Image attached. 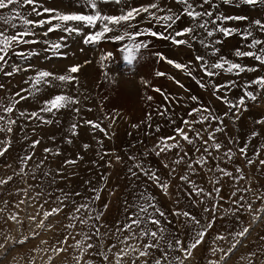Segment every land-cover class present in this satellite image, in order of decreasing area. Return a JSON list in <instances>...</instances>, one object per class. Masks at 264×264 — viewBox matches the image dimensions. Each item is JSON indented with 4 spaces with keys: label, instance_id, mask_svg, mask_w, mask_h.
<instances>
[{
    "label": "rangeland",
    "instance_id": "374dc122",
    "mask_svg": "<svg viewBox=\"0 0 264 264\" xmlns=\"http://www.w3.org/2000/svg\"><path fill=\"white\" fill-rule=\"evenodd\" d=\"M150 2L151 0H128V4L131 6L145 5ZM169 2L171 3V0ZM215 2L219 4L220 0H215ZM42 3L46 7L57 8L64 12H90V9L84 6V0H42ZM172 6L179 7L175 4ZM100 7L106 13L118 14L122 6L109 3L101 4ZM219 10L227 14L248 15L252 18L264 17V8L261 7L230 8L227 5H220ZM0 11L7 12V10ZM23 11L27 14L30 9L26 6ZM15 22L19 28L20 21ZM187 23L188 20L185 18L179 23V26L182 27ZM5 27L0 23V28ZM8 31L11 33L13 30L8 29ZM88 31L90 29L86 28L85 32ZM60 35L62 33H51L49 38L56 40ZM217 35L219 36V34ZM39 38L43 39V37ZM121 46L122 44L114 42H101L96 46L84 45L81 37L73 35L67 41V47L62 49L67 53L65 58L52 57L50 53L42 51L46 47L43 44L35 46L40 52L38 57H31L27 61L17 57L11 58L12 63L25 66L30 63L36 69L50 70L58 74L66 72L70 65H81L80 72L77 74L79 84L71 89V94L80 100V103L75 107L81 108V112L77 115L71 111L62 110L58 116V124L40 127H37L36 121L21 119L17 125L13 126L12 134L0 133V139H4L7 135L11 141L9 151L4 156H0V180H6L9 176L13 177L8 183L0 184V209H3L0 211V243L5 244L7 248V251L0 249V264H78L77 257H80L81 249L86 247L89 242L96 244L97 247L89 250L79 264H84V261L89 260L92 264H116L114 254L124 245L118 244L117 235L113 234L115 233V224L117 221L124 220L125 201L131 203L136 198V194L144 189L156 197L160 207L166 212L183 209L196 216L201 221V225H206L209 222L213 224V227L208 229L204 241L193 251L191 257L184 260V264H209L210 260L218 261V264H228L230 259L237 256L236 252L242 246H245L250 254L253 250L264 252V211H260L264 209V200L257 199L259 194H264V165L259 163L264 159V152L260 149V145L264 144V134L250 138L253 130L264 133V129L255 123L258 119H264V100L250 102L247 111H242L235 123L231 119H225L224 132L216 133L217 140L223 147L219 153L210 149L213 152V157L209 158L210 164L219 165L231 172L233 174L231 177L224 176L215 170L210 173L207 167L197 166L195 163H193V167H199L200 170L193 175L188 171L186 164L173 165L171 163L176 158L172 153L161 156L149 153L145 161L146 165L157 170L163 178L169 181L168 195H165L160 188L144 176L141 175L135 179L128 173V168L133 163L129 160V155L143 157L145 152L154 146L159 136L170 135L173 130V124L155 112L158 105L165 104L163 97L152 91L151 88H145L141 80H148L153 87H160L166 93L182 98L181 104L171 106V112L176 114L173 119L177 124L180 123L179 118L186 115V110L195 106V102L186 99L190 95L198 96L201 104L214 109L217 114L227 109L211 96L210 89L200 88L192 77L163 61L158 62L157 58L151 55L152 51H159L170 59L187 63L193 59L195 54H205L206 50L198 44L195 45L196 52H193L183 46L177 48L168 42L153 39L152 47L144 51V58L135 64L134 68L123 60L122 54L118 51ZM238 46H240L238 36L228 38L224 44L219 46L220 54L233 58L232 51ZM29 47L33 46H24L25 49ZM100 49L114 53L113 58L106 62L108 66L105 68L100 67ZM253 51L255 50L253 49ZM45 57L48 58L45 59ZM85 61H90V63L86 64ZM240 62L253 63L247 58ZM8 70H11L10 66ZM156 71L165 72L167 75L156 77ZM259 74L264 75V71ZM29 75H34V72H21L13 77H5L0 73V84L5 85V89L0 90V97L20 88L28 87L24 84V80H27ZM199 75L201 74L193 72V76L199 78ZM255 75L254 73L242 74L241 82L253 78ZM168 76H173L181 81L188 91L180 88L173 80L168 79ZM227 78L226 76L221 77V79ZM53 91L46 89L39 94V98L46 99ZM233 93H229V97L233 99L242 94L240 89H234ZM148 95L153 96V101H147ZM19 107L22 110L32 111L36 110L39 104L30 98L28 101L22 102ZM88 108H91L92 111H86ZM149 112H152L153 115L152 121L148 122L153 125L152 128L147 127V124H141L139 128L132 127L133 124H140L142 120H145L146 114ZM105 113L120 114V119L110 130L109 137L98 130L82 126L78 128L79 135L72 137L74 143L71 145L65 143L64 137L67 135L69 126L74 122H79L81 116L91 120H101ZM13 118L15 117L13 116ZM109 123L111 121H104L102 127L107 128ZM156 125L160 126L159 133L154 132ZM33 139L41 140L35 150L29 148ZM229 139L234 140L235 143L230 144ZM97 140L102 141V144L97 143ZM84 143L90 145L89 149L82 147ZM244 144L249 145L247 159H251L252 164H248L245 157L241 156L238 151V148ZM45 147L52 149L53 153L59 149L62 154L57 156L45 153L43 151ZM184 148L189 152L193 151L192 147L186 144H184ZM229 148L235 153L231 160L224 155V152ZM33 152L34 158L23 163L21 158L25 154L33 155ZM77 153L83 157L82 160L74 165L62 167L65 159H74ZM105 153L108 154L105 155ZM45 157L47 160H44ZM117 157L120 159L117 160ZM41 161L44 162L37 168L36 165ZM165 164H169L170 167L165 168ZM172 167L176 169V172L169 175ZM21 168L24 169L23 172H21ZM57 169H60L64 175H57ZM46 172L49 174L44 175ZM183 174L190 175L192 181L206 191L212 190L213 185L209 183V179L214 176L220 181L217 185L220 191L213 192L211 197L189 195L190 186L178 179ZM101 177H106V181ZM86 181L91 183H85ZM93 187H105L101 200L97 201L96 205L100 206L99 210L105 213L99 223L107 224V228L101 227L100 231L102 234L108 232V235H102L99 239L93 237L91 241H86L81 248H77V242L83 239L81 231L87 232L88 228L83 225H77L75 228L67 227L70 223L67 214L73 205L69 204L62 213L53 214L47 219H45L44 213L60 206L57 197L62 199L63 192L80 193L79 196L71 197L79 204L84 202L85 197L94 195L90 190ZM234 192L235 196H233ZM38 193L41 195L37 198ZM194 201L203 202L194 203ZM104 202L109 204L106 210L102 207ZM205 208H208L209 211H204ZM12 215L16 216L15 220L10 219ZM256 216L260 218L254 219ZM33 217L35 219H32ZM170 219L175 220L171 216ZM41 221H43V225H41ZM243 226L250 227V232L226 260H220L223 255L220 251L213 255V249L227 250L230 243L234 242L231 234ZM170 231L171 235L168 236V239L172 240L178 236L185 244L192 242L193 229L191 226L181 227L174 223ZM218 235L225 239H216ZM6 237L7 239H5ZM13 240H23L24 243L14 244ZM130 243L134 242L130 241ZM113 244H118V247L108 252V246ZM56 248L64 250L57 252ZM97 252H107L109 261H104L102 256L96 254ZM168 253L170 259L176 256L184 258L183 253L172 249H168ZM135 255L130 254L124 257L122 264H132ZM153 256L158 257L160 253L153 252ZM143 259L141 258L136 264H142ZM233 264H237L236 260H233Z\"/></svg>",
    "mask_w": 264,
    "mask_h": 264
},
{
    "label": "snow or ice",
    "instance_id": "6c2138e0",
    "mask_svg": "<svg viewBox=\"0 0 264 264\" xmlns=\"http://www.w3.org/2000/svg\"><path fill=\"white\" fill-rule=\"evenodd\" d=\"M109 3L122 6L118 14H109L101 9V4ZM172 4L179 7L174 8ZM220 5H227L230 8H240L241 6L264 8V0H220L219 4L215 0H171V3L169 0H151L150 3L140 6L129 5L128 0H84V6L90 9L88 13L64 12L57 8L46 7L42 0H0V10H7L6 13L0 11V23L6 26L0 28V73L5 77H13L21 72H34V75H29L28 79L24 80V84L28 87L20 88L0 97V133L12 134L13 126L17 125L21 119L36 121L37 127H40L58 124V116L62 110L71 111L77 115L81 112V108L75 107L80 103L79 98L71 94V89L79 84L77 74L80 72L81 65H70L66 72L58 74L50 70L36 69L30 63L25 66L11 62L12 57H17L23 61H27L31 57H38L40 52L35 47L37 45H45L46 47L42 51L50 53L52 57L65 58L67 53L62 49L67 47V41L73 35L81 37L84 45L96 46L101 42L119 43L122 46L118 48V51L122 54L123 60L134 68L135 64L144 58V51L152 47L153 39L168 42L177 48L183 46L193 52H196L195 45L198 44L206 50L205 54L197 53L187 63L170 59L159 51H152L151 55L155 56L158 62L163 61L192 77L200 88L210 89L211 96L224 105L227 110L217 114L214 109L201 104L198 96L190 95L186 99L195 102V106L187 109L186 115L181 116L179 118L180 123L177 124L176 120L173 119L176 114L171 112V106L181 104L182 98L168 94L160 87H153L148 80L142 79L141 83L145 88H151L152 91L163 97L165 104L158 105L155 112L160 117L165 118L167 122L172 123L173 130L170 135L159 136L154 146L146 151L143 157L129 155L128 158L133 163L128 168V173L130 177L135 179L141 175L144 176L160 188L165 195H168L169 181L163 178L157 170L146 165L145 161L149 153H154L156 156L172 153L176 158L171 163L173 165L186 164L188 171L193 175L200 170L199 167H193V163H195L197 166L207 167L210 173L215 170L224 176L231 177L233 175L231 172L219 167V165L210 164L209 158L213 157V152L210 149L217 153L222 149L223 145L217 140L216 133L224 132L225 119H231L235 123L239 119L240 113L247 111L250 102L264 100V75L259 74L264 71V17L252 18L248 15L227 14L219 10ZM26 6L30 9L27 14L23 11ZM185 18H187L188 23L180 27L179 23ZM15 21H20L19 28ZM86 28L90 31L85 32ZM8 29L13 31L10 33ZM56 32L62 33V35L56 40L50 39V34ZM235 36L240 38V46L233 49V58L220 54L219 46L224 44L228 38ZM39 37H43V39ZM24 46L33 47L25 49ZM100 53V67L105 68L108 66L106 62L113 58L114 53L104 49H100ZM47 58L45 57V59ZM245 58L250 59L253 63H241L240 61ZM85 63H90V61H85ZM9 66L11 70H8ZM193 72H198L201 75L197 78L193 76ZM248 73L256 75L241 82L242 74ZM166 75L165 72H155L156 77ZM222 76L228 78L221 79ZM168 79L185 89L184 84L175 77L168 76ZM4 89L5 85L0 84V90ZM46 89L54 91L48 98L40 99L39 94ZM234 89H240L242 94L233 99L229 97V93H233ZM233 95L235 94L233 93ZM30 98L36 100L39 107L32 111L22 110L19 106ZM146 99L151 102L154 98L148 95ZM86 111L91 112L92 109L88 108ZM119 119V113L115 115L105 113L101 120H91L81 116L79 122H74L69 126L67 135L64 137L65 143L73 144L72 137L79 135L78 128L82 126L98 130L109 137L111 135L110 130ZM152 119V112H149L146 114L145 120H142L140 124H133L132 127L139 128L141 124H147V127L152 128L153 125L148 123ZM104 121H111L107 128L102 127ZM255 123L264 129V119H258ZM160 131V126L156 125L154 132L159 133ZM261 134L264 133L253 130L250 138H256ZM228 142L230 144L235 143L232 139H229ZM40 143L41 140L33 139L29 148L35 150ZM97 143L102 144V141L97 140ZM184 144L191 146L193 151L189 152L185 149ZM10 147L11 141L6 135L4 139H0V156H4ZM82 147L89 149L90 145L84 143ZM248 147L249 145L244 144L238 148V151L241 156L245 157L248 164H252L253 161L247 159ZM260 149L264 152V144L260 145ZM43 151L57 156L62 154L59 149L53 153L52 149L47 147ZM107 154L105 153V155ZM224 155L231 160L235 153L229 148L224 152ZM193 157L195 159H192ZM33 158L34 152L33 155L25 154L21 159L23 163H27ZM82 159L83 157L77 153L74 159H65L62 167L74 165ZM119 159L117 157V160ZM44 160H47V157ZM43 162L38 163L36 167L39 168ZM259 163L264 165V159L260 160ZM164 167L169 168L170 165L165 164ZM23 171L24 169L21 168V172ZM237 171L240 170L237 169ZM175 172L176 169L172 167L169 175ZM48 174L47 172L44 173V175ZM57 175L63 176L64 173L57 169ZM12 179L13 177L9 176L6 180H0V184H6ZM101 179L106 181L107 178L101 177ZM178 179L190 186L189 195L195 197H211L213 192L218 193L220 191V188L217 187L220 181L214 176L209 179V183L213 185L211 191L198 187L188 174L180 175ZM85 183L90 184L91 182L86 181ZM105 187L91 188L90 190L94 195L85 197L84 202L79 204L71 197L79 196L80 193H67L61 190L63 198L57 197L60 206L46 211L44 213L45 219L53 214L62 213L69 204H72L73 207L67 214L70 221L67 227L75 228L77 225H83L88 228L87 232L81 231L83 239L77 242V248H81L86 241H91L93 237L99 239L102 235L107 236L108 232L102 234L100 231L101 227L107 228V224L99 223L105 213L99 210L100 206L96 205V202L101 200ZM40 195L38 193L37 198ZM235 195L234 192L233 196ZM221 199L223 198L221 197ZM257 199L264 200V194H259ZM195 202L202 203L203 201ZM5 203L7 204V201ZM234 203L236 202L234 201ZM102 207L106 210L109 204L104 202ZM124 211V220L116 222L115 233H113L117 235L118 244L124 245L114 254L116 264H122L123 258L130 254H136L132 264H136L141 258H144L142 264H164V262L167 264H184V260L191 257L193 251L204 241L208 229L213 227L211 222L201 225V221L196 216L183 209H174L170 213L166 212L160 207L156 197L150 194L147 189L138 192L131 203L125 201ZM204 211L207 212L209 209L205 208ZM260 211H264V209ZM170 216L174 217L175 220L170 219ZM259 218V216L254 217V219ZM10 219L15 220L16 216L12 215ZM73 221L75 223H72ZM40 223L43 225V221ZM174 223L181 227H192L193 238L191 243L185 244L178 236L172 240L168 239V236L171 235V226ZM249 232L250 227H241L240 230L231 234L234 242L230 243L228 249H213V255L220 251L223 253L220 260H226L233 250L243 242V238ZM125 233L127 235H124ZM216 239L223 240L225 237L218 235ZM130 241L134 243H130ZM13 243L23 244L24 241L13 240ZM118 244L108 246L107 251L111 252L113 248L118 247ZM96 247L97 245L94 243H87L86 247L81 249L80 257H77L78 264L89 250ZM0 249L7 251L6 245L3 243H0ZM168 249L183 253L184 258L181 259L176 256L170 259ZM63 250L61 248L55 249L57 252ZM153 252H159L160 256L154 257ZM96 254L102 256L104 261H109L107 252H97ZM84 264H92V262L90 260L84 261ZM209 264H218V261L210 260ZM248 264H252L250 259H248Z\"/></svg>",
    "mask_w": 264,
    "mask_h": 264
},
{
    "label": "crops",
    "instance_id": "0c3cea01",
    "mask_svg": "<svg viewBox=\"0 0 264 264\" xmlns=\"http://www.w3.org/2000/svg\"><path fill=\"white\" fill-rule=\"evenodd\" d=\"M255 249V248H254ZM237 256L232 258L228 261V264H233V260H236L237 264H248V259H250L252 264H264V252L261 250H253L252 254H250L246 249L245 246L239 250H237ZM252 255V257H250ZM247 258V259H242Z\"/></svg>",
    "mask_w": 264,
    "mask_h": 264
}]
</instances>
